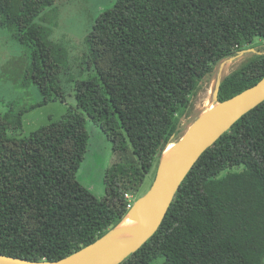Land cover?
I'll return each instance as SVG.
<instances>
[{"label": "trees", "instance_id": "trees-1", "mask_svg": "<svg viewBox=\"0 0 264 264\" xmlns=\"http://www.w3.org/2000/svg\"><path fill=\"white\" fill-rule=\"evenodd\" d=\"M55 2L0 0V31L30 49L25 78L41 95L2 105L0 254L31 261L63 258L113 228L203 78L223 57L264 42V0H115L75 54L44 23ZM62 76L75 104L18 135L25 112L65 101ZM263 76L264 54L252 53L222 79L218 99ZM86 120L133 157L107 169L101 197L76 178ZM119 264H264V100L201 153L157 230Z\"/></svg>", "mask_w": 264, "mask_h": 264}, {"label": "rangeland", "instance_id": "rangeland-1", "mask_svg": "<svg viewBox=\"0 0 264 264\" xmlns=\"http://www.w3.org/2000/svg\"><path fill=\"white\" fill-rule=\"evenodd\" d=\"M56 1L54 6L45 10L48 15L45 14V16L48 19L44 23L53 30V40H58L66 48L73 49L72 52L76 54L85 47V36L90 31L97 13L112 6L115 0ZM9 35V31H0V114L5 112V107L2 105L8 100H17V106L20 107L28 106L41 99L37 86L25 78L26 68L30 60V49L10 38ZM254 43H256L254 47H257V50L264 52V42L261 43L257 39ZM67 53L71 54L68 50ZM251 54H246L231 62L232 64L226 67L227 69L224 71H221L220 68L225 65L217 63L211 73L203 78L199 90L191 98L188 109L179 119L178 132L172 137V142H176L183 135L206 104L212 101V89L218 75H225L237 69ZM62 81L65 101L58 98L25 112L22 116V129L19 130L18 135H27L34 129L57 120L68 111L69 106L75 104L72 91L73 83L65 82L66 77L64 76H62ZM85 127L89 134V140L84 159L76 172V178L95 196L101 197L104 193V176L107 169L123 157L126 161L132 160L133 157L129 150L125 152L113 151L111 141L90 120H86ZM157 165L158 162H155L151 170L145 175L138 190L128 194L132 196L131 200L142 196L149 190L155 178Z\"/></svg>", "mask_w": 264, "mask_h": 264}, {"label": "water", "instance_id": "water-1", "mask_svg": "<svg viewBox=\"0 0 264 264\" xmlns=\"http://www.w3.org/2000/svg\"><path fill=\"white\" fill-rule=\"evenodd\" d=\"M250 53L264 54L257 47H249L223 57L217 63L225 65L220 68L224 71L231 62ZM226 75H218L214 81L210 101L214 102V106L204 112L203 109L174 142L175 157L162 162V150L151 187L134 201L113 228L92 243L58 260L31 261L0 254V264H119L135 252L157 230L180 183L201 153L243 114L264 100V76L230 98L219 100V86ZM169 142H172V138ZM127 215L136 223L119 227ZM123 232L130 237L121 238L119 234Z\"/></svg>", "mask_w": 264, "mask_h": 264}, {"label": "bare ground", "instance_id": "bare-ground-1", "mask_svg": "<svg viewBox=\"0 0 264 264\" xmlns=\"http://www.w3.org/2000/svg\"><path fill=\"white\" fill-rule=\"evenodd\" d=\"M227 69V68H226ZM211 84V83H210ZM209 91V90H208ZM210 95V94H209ZM209 100V99H208ZM214 106V102H208L203 110L207 111L210 108H212ZM174 147V142H168L166 144V146L164 147L163 153H162V162L163 161H167L172 159L173 157H175V152L173 150ZM136 222L133 219H130L129 216L127 215L119 224V227H123V226H128V225H132L135 224ZM129 234H126L125 232L120 233L119 236L123 239H127L130 236H128Z\"/></svg>", "mask_w": 264, "mask_h": 264}, {"label": "built area", "instance_id": "built-area-1", "mask_svg": "<svg viewBox=\"0 0 264 264\" xmlns=\"http://www.w3.org/2000/svg\"><path fill=\"white\" fill-rule=\"evenodd\" d=\"M128 197H129V196H128ZM127 206H128V207H130V205H129V204H128Z\"/></svg>", "mask_w": 264, "mask_h": 264}, {"label": "clouds", "instance_id": "clouds-1", "mask_svg": "<svg viewBox=\"0 0 264 264\" xmlns=\"http://www.w3.org/2000/svg\"><path fill=\"white\" fill-rule=\"evenodd\" d=\"M130 208V207H129Z\"/></svg>", "mask_w": 264, "mask_h": 264}]
</instances>
